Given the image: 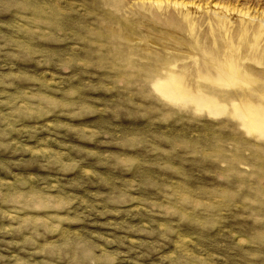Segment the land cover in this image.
<instances>
[{
    "label": "rangeland",
    "instance_id": "rangeland-1",
    "mask_svg": "<svg viewBox=\"0 0 264 264\" xmlns=\"http://www.w3.org/2000/svg\"><path fill=\"white\" fill-rule=\"evenodd\" d=\"M0 264H264V0H0Z\"/></svg>",
    "mask_w": 264,
    "mask_h": 264
}]
</instances>
